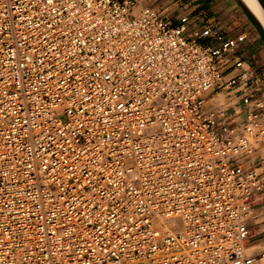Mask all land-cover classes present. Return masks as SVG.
<instances>
[{
  "label": "built area",
  "instance_id": "2783aa9c",
  "mask_svg": "<svg viewBox=\"0 0 264 264\" xmlns=\"http://www.w3.org/2000/svg\"><path fill=\"white\" fill-rule=\"evenodd\" d=\"M246 38L135 0H0V264H264Z\"/></svg>",
  "mask_w": 264,
  "mask_h": 264
},
{
  "label": "crops",
  "instance_id": "0c3cea01",
  "mask_svg": "<svg viewBox=\"0 0 264 264\" xmlns=\"http://www.w3.org/2000/svg\"><path fill=\"white\" fill-rule=\"evenodd\" d=\"M143 7L154 8L159 14L172 23H176L180 16L195 15L198 12H205L211 21L218 22L219 29L226 37H235L244 33L246 39L234 52V57H240L244 67L251 68L261 79L263 84L262 96L264 98V44L255 30L245 20L235 0H135V8L140 10ZM219 94L210 92L205 97V109H221L216 101ZM242 114L245 113V106L239 105ZM231 108L226 110L230 112ZM258 209V208H257ZM264 210V204L262 206Z\"/></svg>",
  "mask_w": 264,
  "mask_h": 264
},
{
  "label": "water",
  "instance_id": "95a60500",
  "mask_svg": "<svg viewBox=\"0 0 264 264\" xmlns=\"http://www.w3.org/2000/svg\"><path fill=\"white\" fill-rule=\"evenodd\" d=\"M235 1L238 4V6L241 8V10L244 12L245 16L248 18L255 32L257 33V35L259 36V38L262 40L264 44V26L262 22L260 21V19L252 11V9L245 2V0H235ZM256 2L264 12V0H256Z\"/></svg>",
  "mask_w": 264,
  "mask_h": 264
},
{
  "label": "rangeland",
  "instance_id": "374dc122",
  "mask_svg": "<svg viewBox=\"0 0 264 264\" xmlns=\"http://www.w3.org/2000/svg\"><path fill=\"white\" fill-rule=\"evenodd\" d=\"M238 5V4H237ZM239 10H240V12L242 13V16H243V18L245 19V20H247L248 22H249V25L251 24L250 23V21L248 20V18L245 16V14H244V12L241 10V8L239 7ZM251 27L253 28V26L251 25ZM254 29V28H253ZM255 35H257V33L255 32ZM258 36V35H257ZM225 97L224 96H222V94H219L218 96H217V98H216V101L218 102V105L219 104H223L224 105V103H225ZM259 153H262L263 155H264V148L263 149H260V150H258L257 151V154H259ZM261 171H264V166H262L261 167V169H260ZM263 206V205H262ZM259 211H263V213H264V210L261 208H258V209H256L255 210V212H259ZM262 219H264V214H263V216H261V217H258L257 218V221H260V220H262ZM256 226H255V230H254V234H255V236L253 237V239H252V241H253V243L251 244V245H254L253 247H252V250H254V251H256V252H260V251H262V250H264V234H257V232H258V230H257V225L258 224H255Z\"/></svg>",
  "mask_w": 264,
  "mask_h": 264
},
{
  "label": "bare ground",
  "instance_id": "6f19581e",
  "mask_svg": "<svg viewBox=\"0 0 264 264\" xmlns=\"http://www.w3.org/2000/svg\"><path fill=\"white\" fill-rule=\"evenodd\" d=\"M245 2L249 5L252 11L256 14V16L260 19L264 26V12L257 4L256 0H245Z\"/></svg>",
  "mask_w": 264,
  "mask_h": 264
}]
</instances>
